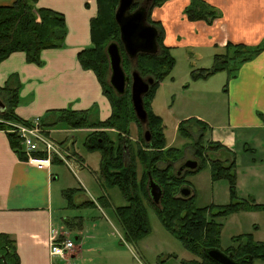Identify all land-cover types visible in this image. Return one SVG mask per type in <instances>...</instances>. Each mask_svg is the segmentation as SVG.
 Returning <instances> with one entry per match:
<instances>
[{
  "label": "trees",
  "instance_id": "trees-1",
  "mask_svg": "<svg viewBox=\"0 0 264 264\" xmlns=\"http://www.w3.org/2000/svg\"><path fill=\"white\" fill-rule=\"evenodd\" d=\"M40 0H15L12 5L0 6V65L14 53H24L28 63L41 66L42 53L46 50H59L66 47L68 27L65 16L49 8L39 6ZM97 16L91 20V39L93 47L78 54V60L84 70L92 71L108 99L112 115L104 122H91L90 112L72 110L58 111L60 116L56 125L70 129H96L88 134L86 148L89 151L101 153L100 179L108 189L118 188L127 204L116 208L115 212L125 231L126 238L138 241L150 233L147 214V203L153 206L163 226L171 232L196 259L182 261V264H216L210 260L205 251L221 249L222 219L233 214L248 211H262L264 205L257 204L255 199H241L238 196V176L236 171L235 153L219 142L205 143L208 127L201 121L195 122L202 130L195 148L194 158L199 161V168L186 170L178 175L179 168L175 165L184 155V149L172 147L166 135L164 119L155 113L152 103L160 84L171 76L176 65L172 55V47L164 44L165 30L161 22H155L150 15L148 21L159 31L160 54L158 56L140 55L137 62L131 61L124 53L123 67L127 75L138 71L144 78H154L155 85L144 98V106L148 113L149 125H141L138 121L131 101L130 86L122 96L118 95L109 84L110 63L106 49L110 43L120 46V29L115 21V12L119 0H96ZM169 0H156L154 8L162 6ZM137 3L134 10L139 7ZM153 8V9H154ZM190 22L203 21L211 26L222 16L221 11L204 0H191L185 9ZM224 52L214 56L212 68H197L191 72L192 81L208 80L212 76L228 72L229 80L235 78L247 62L259 56L264 46H248L228 43ZM227 91V89H226ZM0 98L6 107L5 113L0 112V130L8 135L9 143L22 161L27 160L24 147L19 136L12 133L11 126L6 123H24L15 109L20 104V94L17 89L0 88ZM6 122V123H4ZM192 120L179 124V136L185 140L191 139L186 129ZM138 127V141L132 139V125ZM55 125V126H56ZM149 130L152 140H144V132ZM112 132L114 134H112ZM125 147L128 151H125ZM185 148V147H184ZM254 149H247V151ZM224 151L230 158L221 159L216 156ZM39 156V155H37ZM255 162H258L255 160ZM254 162V163H255ZM209 165L213 182L226 180L229 185L230 203L226 205H211L200 208L196 205V190L187 180L189 176L198 174ZM139 167L141 176H139ZM152 178L162 189L164 196L161 206H156L148 191V182ZM192 191L188 199L180 197L181 188ZM75 192V191H74ZM73 191H65L68 202L73 199ZM147 202V203H146ZM104 205L109 204L107 198H102ZM89 204L95 205L90 202ZM72 206L75 204L72 203ZM68 222V221H66ZM81 226V224L79 225ZM233 245L226 251L232 253L235 260L242 264H254L257 260L264 261V242H257L251 233L233 237ZM2 256L5 260H2ZM20 264L15 240L10 235L0 234V264Z\"/></svg>",
  "mask_w": 264,
  "mask_h": 264
},
{
  "label": "crops",
  "instance_id": "crops-1",
  "mask_svg": "<svg viewBox=\"0 0 264 264\" xmlns=\"http://www.w3.org/2000/svg\"><path fill=\"white\" fill-rule=\"evenodd\" d=\"M14 1L0 0V6L12 5ZM204 1L222 13L211 26L187 19L184 11L191 0H169L152 10V20L161 22L164 27L166 46L173 50L186 45L197 49L216 47L221 51L228 43L264 46V0ZM39 6L65 16L68 27L66 47L44 51L41 66L28 63L24 53L12 54L0 65V88L19 90L21 102L15 109L16 115L24 121L40 118L48 137L52 140V136L63 137L61 146L71 152L76 136L86 137L99 130L56 125L60 116L58 111H88L91 122H104L112 115L111 105L96 75L84 70L78 60L80 52L93 47L90 23L97 16V1L40 0ZM183 36L185 40H182ZM224 97V122L205 123L200 119L208 127L205 133H212L211 141L234 152L235 140L240 138L249 149L264 150V140L260 138L264 133V50L254 60L242 65L237 76L229 80ZM154 111L159 115L157 110ZM131 130L134 133L133 127ZM250 141L256 147L251 146ZM174 144V139L169 141L170 146L175 147ZM186 144L184 142L183 148ZM194 153L183 155L175 168L193 159ZM218 154L221 157L227 153L221 151ZM58 162L55 160L50 166L39 167L22 161L11 148L7 133L0 130V234L10 235L15 240L20 264H114L120 256L119 251L109 244L115 235L102 223H93L87 231L80 221L81 226L76 229L80 235L78 240L82 238L83 241L74 243V249L65 258L50 255L53 236L73 241L72 232L68 231L71 228L69 218L63 217L55 206L56 195L64 190L54 169ZM251 163L264 167V160L259 164ZM239 168L237 164L238 185ZM253 198L256 203H262L260 198ZM64 218L67 219L62 222ZM102 231L107 238L105 242L98 240ZM255 231L258 234L260 229ZM239 233L243 232L240 230ZM256 237L254 234L257 242H264V235ZM87 238L94 239L95 243L85 248ZM187 259L193 261L196 257ZM254 264H264V261H255Z\"/></svg>",
  "mask_w": 264,
  "mask_h": 264
},
{
  "label": "rangeland",
  "instance_id": "rangeland-1",
  "mask_svg": "<svg viewBox=\"0 0 264 264\" xmlns=\"http://www.w3.org/2000/svg\"><path fill=\"white\" fill-rule=\"evenodd\" d=\"M182 40H185L184 36ZM223 52L224 50L221 51L216 47L197 49L187 45L174 49L172 55L176 59V65L171 76L160 84L153 100L152 107L154 106V109L159 112V116L164 119L169 141L174 139V146L184 149V157L192 151L195 152L193 142L197 141L200 133H202V130L197 127L196 120L201 119L205 123H216L224 122L226 119L224 96L229 83L228 72L218 73L208 80L194 82L191 79V72L194 69L212 68L214 56ZM190 119L192 122L188 123L186 128L191 134L189 141L179 136L178 126L181 122ZM132 127L134 133L131 134V137L136 142L138 141V127L136 126V129L134 124ZM112 134L114 133L112 132ZM260 136L264 140V133ZM87 137L88 135L86 137L83 135L76 136L75 144L71 147L73 151H71V154L77 156L84 163L78 171V176H75L62 162L54 164L55 172L60 177V183L64 186V190L56 195L55 206L60 209L59 211H61L63 217L69 218L71 228L68 231L72 232L73 242L79 244L83 241L82 238L78 240L80 235L78 234L79 230L76 229L77 227L80 228L79 225L82 223L80 221H83L86 230L93 223H102L115 235V238H111L110 243L108 241L110 245L119 251V259L114 264H182V261L188 260V257L195 258L163 226L153 206L147 202L146 210L150 233L138 241L126 238L125 231L118 221L115 210L118 207L125 206L127 201L118 188L108 189L101 181L99 171L101 153L89 151L86 148ZM211 137L212 133H206L204 142L209 143ZM52 138L57 144H64L63 137L52 136ZM183 141L187 143L185 148H183ZM235 143L237 144L234 147V160L240 167L241 172L238 196L241 199H248L247 196L260 198L262 203L257 202V204L264 205V167L251 165V162H255V160L258 161V164L261 163V160H264V150L247 151L249 148L244 142H241L240 138H237ZM249 144L256 147V144H253L252 141ZM224 156L230 158L228 154H224L219 158L225 159ZM248 165L250 167H247ZM139 176H141L140 167ZM187 180L196 190V205L198 207L204 208L211 205L230 203L228 182L226 180L213 182L209 165L205 166L198 174L189 176ZM65 191H73L71 203L68 202V197L64 195ZM79 196L81 197L79 198ZM103 197L109 200V205L106 206L102 203ZM89 202L95 203V207ZM72 203L75 206H72ZM67 218L61 219V221L63 222ZM221 222L224 225L221 234V249L224 251L233 245L232 240L235 236L251 233L257 235L256 238H258L264 235V210L236 213L222 219ZM257 229H260L258 234L255 231ZM240 230L243 233H239ZM86 233L84 234L85 237ZM100 236L101 238L98 240L101 242L107 241L103 231ZM93 243H95L94 239L87 238L85 248Z\"/></svg>",
  "mask_w": 264,
  "mask_h": 264
},
{
  "label": "water",
  "instance_id": "water-1",
  "mask_svg": "<svg viewBox=\"0 0 264 264\" xmlns=\"http://www.w3.org/2000/svg\"><path fill=\"white\" fill-rule=\"evenodd\" d=\"M138 1L119 0L115 12V21L120 29V43L122 46L116 42L110 43L106 49V54L110 63V86L120 96L124 95L128 86H130L135 115L141 125L147 127L149 118L144 106V98L155 85V80L152 77L144 79L138 71H133L130 75H127L123 67L121 50V47H123L126 56L134 62H137L140 55L158 56L160 54L159 31L148 21L156 0H143L142 4L134 10ZM5 110V105L0 101V112L5 113ZM144 140L147 143L151 142L152 135L149 130L144 132ZM125 151H128L127 147H125ZM198 168V160H188L180 167L178 175L186 170L194 171ZM148 191L153 203L160 207L164 193L152 178L148 182ZM179 194L181 198L188 199L192 196V191L187 187H183L180 189ZM205 254L216 264H242L244 261V259L235 260L232 253L226 254L221 249L207 250ZM1 258L5 260L4 256Z\"/></svg>",
  "mask_w": 264,
  "mask_h": 264
},
{
  "label": "built area",
  "instance_id": "built-area-1",
  "mask_svg": "<svg viewBox=\"0 0 264 264\" xmlns=\"http://www.w3.org/2000/svg\"><path fill=\"white\" fill-rule=\"evenodd\" d=\"M0 122H3L0 120ZM24 123H6L11 126L10 130L19 136L24 147L27 160L26 162L42 167L50 166L55 160L62 162L75 176L84 163L48 137L42 120L36 118L33 121ZM39 155V156H37ZM74 242L67 238L52 237L50 255L65 258L68 252L74 249Z\"/></svg>",
  "mask_w": 264,
  "mask_h": 264
},
{
  "label": "flooded vegetation",
  "instance_id": "flooded-vegetation-1",
  "mask_svg": "<svg viewBox=\"0 0 264 264\" xmlns=\"http://www.w3.org/2000/svg\"><path fill=\"white\" fill-rule=\"evenodd\" d=\"M142 2H143V0H139V1H138V3H139L140 5L142 4ZM140 5H139V6H140ZM190 160H195V158L190 159ZM187 161H188V160H187ZM184 164H185V163H184ZM182 165H183V164H182ZM182 165H181V166H182ZM181 166H180V167H181ZM180 167H179V169H180ZM177 169H178V168H177Z\"/></svg>",
  "mask_w": 264,
  "mask_h": 264
}]
</instances>
